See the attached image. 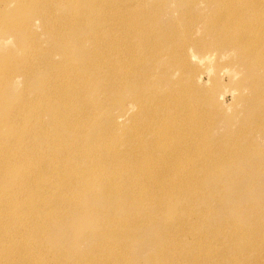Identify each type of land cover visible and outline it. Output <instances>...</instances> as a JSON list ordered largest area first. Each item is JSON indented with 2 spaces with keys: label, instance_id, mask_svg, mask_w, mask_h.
<instances>
[{
  "label": "rangeland",
  "instance_id": "1",
  "mask_svg": "<svg viewBox=\"0 0 264 264\" xmlns=\"http://www.w3.org/2000/svg\"><path fill=\"white\" fill-rule=\"evenodd\" d=\"M179 89L181 119L167 106ZM31 190L52 200L53 234L8 228L0 248L64 264H264V0H0L6 222L29 225L12 208L41 199Z\"/></svg>",
  "mask_w": 264,
  "mask_h": 264
},
{
  "label": "bare ground",
  "instance_id": "2",
  "mask_svg": "<svg viewBox=\"0 0 264 264\" xmlns=\"http://www.w3.org/2000/svg\"><path fill=\"white\" fill-rule=\"evenodd\" d=\"M246 34L247 33L241 34L243 36L242 39H244V36H246ZM236 37H237L236 42H239L238 41V36H236ZM244 43L247 44L248 41H246L244 39ZM255 43H256L255 41H250V43H248L247 46L248 47L253 46ZM206 57H208V56H206ZM203 59L204 58H201L200 60H203ZM182 92H184V93L182 94ZM177 93L179 94V96L177 98H175L173 101H171L170 103H168L167 106L170 105V107H174V106L177 105V109L175 111V116H176L177 119H181V115L184 114L186 109H187V107L189 105H191V101H190L191 99L190 100L188 99L189 98L188 97L189 93H188V91H185L184 89H179V92H177ZM151 166H153V165H151ZM151 170H153V168ZM212 170H214V169H212ZM179 171L180 170L176 169L175 173H178ZM208 171H210V170H208ZM178 177L181 178V173L177 174V178ZM178 180H179V178H178ZM178 180H177V182H178ZM174 181L175 180H171L172 183ZM177 182H175L174 184H176ZM172 183L171 184L170 183H166L165 184L166 186H168L167 184H169V186H171V187H169V188L165 187V189L166 188L167 189L166 190L164 189V190L165 191H168V189L170 190L172 188V186H173ZM174 190H176V187H174ZM37 191L38 190H36V191L35 190H31L30 193L34 194L35 196H40V198H41L40 200L41 201L37 200V199H24V200H22V202L21 201H17V202H15L13 204V206L15 208H12V209H14V210L17 209L16 211H18V213H23V214L28 215L30 217L31 222L29 223L28 226H26V224H18V220H15L14 222H12L13 216H11L10 219L6 222L5 219H8V217L6 218V216H4V214H1V211H0V236L5 231L6 235L4 237V240H6V237L8 235L7 234L8 233V230H7L8 228L11 229L13 231V233L14 232L20 233L23 230H25V227H27V230H29V227L32 224H33V228L30 231V233H32L31 234L32 239H34V237H35L39 241H42L44 233L47 232V230H49L48 237H51L50 234H53L52 226L48 223L47 220H45L46 216L43 217V215H44V213L48 212V210H49V208L47 206H45V207H47L48 210L47 211L44 210V208H45L44 205L47 203L46 201L49 200V201L52 202V200L48 196H44V193H40L41 190H39L38 192ZM43 192H44V190H43ZM8 202L9 201L7 199L0 200V206H2L4 203H8ZM51 202H49V203L51 204ZM42 210H44L43 214H42ZM46 214H48V213H46ZM21 226H23V227H21ZM20 227L24 228V229L22 230ZM19 229H21L22 231H20ZM53 229H54V227H53ZM230 231H232L231 228H230ZM27 234H28V231H27ZM242 237H243V235H242ZM7 239H8V237H7ZM240 239H239V241H240ZM247 241H248V239L246 237L245 238V243H248ZM200 242H202V243H200ZM240 242L241 243H240L239 246L241 247L242 246L241 245L242 241H240ZM243 242H244V240H243ZM61 243L56 241L53 244V246H55L56 248H58L57 246L63 247L64 244L61 245ZM198 243L200 244V247H199V249L196 252L193 253L194 254V259L196 260V257L199 258V257L203 256L206 259V262L209 263L210 261H209V256L207 254V249L205 250V246L207 245V244H205L206 240L205 239H198ZM236 244H239V242L236 243ZM8 246L9 245L3 244V246L0 248V264H55L56 261L59 262L60 264H64L65 263V261H63L62 258L59 255L53 256L52 254H50L52 256V258L49 259L50 261L45 262L44 261L45 259H43V257L41 256V251H40L39 248H34V249L28 248V249H26V252H25L24 250H22L20 245H16V241H15V244L12 247L11 246L8 247ZM232 260H234V259H232ZM19 261H22V262L20 263ZM89 263L90 264H110L108 261H106L104 259H99V258L92 259V260H90ZM175 263H173V264H175ZM235 263H237V262L235 261ZM178 264H180V263H178Z\"/></svg>",
  "mask_w": 264,
  "mask_h": 264
}]
</instances>
